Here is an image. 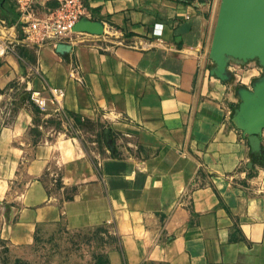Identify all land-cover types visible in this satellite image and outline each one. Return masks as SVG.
Segmentation results:
<instances>
[{"label": "crops", "instance_id": "1", "mask_svg": "<svg viewBox=\"0 0 264 264\" xmlns=\"http://www.w3.org/2000/svg\"><path fill=\"white\" fill-rule=\"evenodd\" d=\"M57 1L0 0V242L87 228L107 264H264V0H86L97 32L29 41ZM47 86L65 115L30 105Z\"/></svg>", "mask_w": 264, "mask_h": 264}, {"label": "rangeland", "instance_id": "2", "mask_svg": "<svg viewBox=\"0 0 264 264\" xmlns=\"http://www.w3.org/2000/svg\"><path fill=\"white\" fill-rule=\"evenodd\" d=\"M89 16L90 13L85 19L91 22ZM46 88L39 92H42V95L49 100ZM55 89L63 91V107L65 92L61 88ZM30 94L28 97L30 105L40 111L31 102ZM47 104L56 109L50 100ZM58 113L65 115L64 110ZM60 119H53V122L63 123L64 127L61 128V132L65 138L80 143L84 148L95 150L108 148L109 153H115L114 150L118 147L119 139L117 135L114 136L106 128L107 125H104L103 122L98 120L94 123L78 117L67 116ZM94 155L96 154H92V156ZM102 241V232L98 229L44 232L37 235L30 245L24 247H11L0 242V264H107L106 259L102 257Z\"/></svg>", "mask_w": 264, "mask_h": 264}, {"label": "built area", "instance_id": "3", "mask_svg": "<svg viewBox=\"0 0 264 264\" xmlns=\"http://www.w3.org/2000/svg\"><path fill=\"white\" fill-rule=\"evenodd\" d=\"M88 15L89 11L85 0H58L57 5L50 9L45 16L28 24L27 39L42 46L52 39L68 36L73 33V27L76 23ZM46 90L50 102L57 109L56 111H62L63 91L50 86ZM30 100L40 111L47 107L49 101L39 91H32Z\"/></svg>", "mask_w": 264, "mask_h": 264}, {"label": "water", "instance_id": "4", "mask_svg": "<svg viewBox=\"0 0 264 264\" xmlns=\"http://www.w3.org/2000/svg\"><path fill=\"white\" fill-rule=\"evenodd\" d=\"M100 28L99 23L90 22V20L82 18L76 25L73 27V32L75 31H92L97 32Z\"/></svg>", "mask_w": 264, "mask_h": 264}]
</instances>
